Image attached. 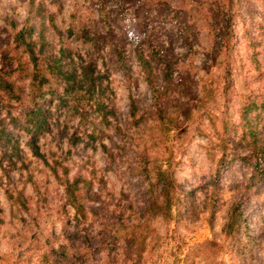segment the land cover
Returning <instances> with one entry per match:
<instances>
[{"label":"rangeland","instance_id":"obj_1","mask_svg":"<svg viewBox=\"0 0 264 264\" xmlns=\"http://www.w3.org/2000/svg\"><path fill=\"white\" fill-rule=\"evenodd\" d=\"M156 1L124 0L120 8L115 0H0V49L13 41L12 29L51 30L50 13L63 29L84 24L106 35L94 22L103 3L118 48L131 51L142 38L138 21L145 10L153 18ZM162 1L185 10L194 31L186 46L176 23L162 26L184 81L163 113L152 112L142 80L118 69L109 36L75 52L68 33L36 47L45 58L68 43L62 65L72 66V46L84 80L66 124L53 103L36 153L11 121L14 102L0 98V129L10 138L0 141V264H43L46 241L68 253L48 264H264V182L247 184L264 152V0ZM58 76L49 80L60 88ZM251 129L262 148H253ZM157 169L173 177L171 192L155 184ZM66 172L78 179L75 199ZM16 189L25 207L14 202Z\"/></svg>","mask_w":264,"mask_h":264},{"label":"trees","instance_id":"obj_2","mask_svg":"<svg viewBox=\"0 0 264 264\" xmlns=\"http://www.w3.org/2000/svg\"><path fill=\"white\" fill-rule=\"evenodd\" d=\"M123 1L115 0V3L121 8ZM96 8L98 9V17L94 22L102 23L106 35L100 36L98 34V29L101 28L97 27L92 32L84 24H79L77 27L69 25L68 28L63 29L62 24L55 18V14L50 13L51 30L42 32V27L40 30H35L33 24L32 29L29 31L30 34L24 35L22 30L12 29L10 35L13 36V41L0 49V98L3 99L7 96V100L14 102L9 103L12 108L16 109V112L10 114L11 121L18 126V130L25 136L29 147L34 153L38 151L40 137L51 130L53 123L51 107L53 103H56V105L59 103V108L64 109L61 126L71 119V115L79 110L81 104L75 96L78 87L81 86L84 80L78 76L79 67L72 56L74 54L72 46L70 51L72 66L70 68L62 65V57L69 47L68 43L61 44L55 53H51L52 50H49L48 56L45 58L42 56V50L36 49L37 46L43 44H52L55 38H60L64 33H68V36L74 38L72 43L74 52L80 44L83 45L91 41L90 44L96 45L100 37L107 38L109 36L111 50L114 52L118 69L127 76L128 81L142 80L148 86L154 107L152 112L159 111L163 113L169 99L176 95L180 86L184 85L183 76L176 67L177 58L170 47L165 45L161 30L162 26L168 22L167 18H169L171 22L177 24L178 30L182 29L178 33L182 42L186 46H190L194 31L191 29L193 25H190L187 20L185 10L172 7L167 1L157 0L154 7L155 13L152 15L153 18L149 17L151 10H145V16L143 15L141 20L138 21L140 23L138 24L139 30L142 34L141 40L133 46L131 51H126L124 48H118V43L113 38L114 28H111V18L103 3L96 5ZM139 8V6L136 7L137 10ZM160 14H164V17H159ZM43 63L46 64L44 67L41 66ZM57 72L59 73L57 78H60L62 82V84H59L60 88L49 80V77L55 76ZM86 78L88 79L87 76ZM128 99L130 103L129 115L136 118L138 112L136 98L129 94ZM59 124L57 121V126ZM5 128L0 129V141L8 142L10 138L7 136L8 130ZM255 130H250L251 137L254 139L253 148H257L258 142L262 148L260 132L258 133ZM1 148H3V151L6 150V147ZM262 153H259L255 161L251 162L254 173L251 175L249 179L251 181H248V185H257L264 182V162L259 161L261 156H264V152ZM239 159L248 161L250 157L247 158V155H243ZM222 163L223 161H221ZM222 166L218 167L214 181L216 184L219 183V172L224 168ZM65 176L67 180L66 189L72 195L71 198L75 199V190L80 189L79 186L74 187L77 185L78 179L73 177L72 181H68L67 172ZM154 179L156 180L155 184L161 186L160 190L169 193L174 189V179L165 170L157 169ZM149 182V184H153V181L149 180ZM15 194V197H13L14 202L25 207L23 192L16 189ZM45 244H50V242L46 241ZM45 244L40 248V258L43 264L50 263L49 258L63 261L68 256L65 246L62 245L59 249H55L53 247L48 248Z\"/></svg>","mask_w":264,"mask_h":264}]
</instances>
